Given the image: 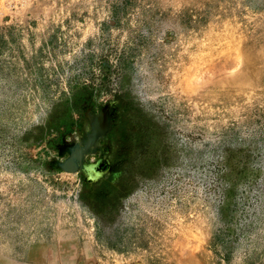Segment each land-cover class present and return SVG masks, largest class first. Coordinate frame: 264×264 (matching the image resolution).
I'll list each match as a JSON object with an SVG mask.
<instances>
[{
    "label": "rangeland",
    "instance_id": "obj_1",
    "mask_svg": "<svg viewBox=\"0 0 264 264\" xmlns=\"http://www.w3.org/2000/svg\"><path fill=\"white\" fill-rule=\"evenodd\" d=\"M0 264H264V0H0Z\"/></svg>",
    "mask_w": 264,
    "mask_h": 264
},
{
    "label": "trees",
    "instance_id": "obj_2",
    "mask_svg": "<svg viewBox=\"0 0 264 264\" xmlns=\"http://www.w3.org/2000/svg\"><path fill=\"white\" fill-rule=\"evenodd\" d=\"M69 128H70V127H69V126H67L65 130H69Z\"/></svg>",
    "mask_w": 264,
    "mask_h": 264
}]
</instances>
